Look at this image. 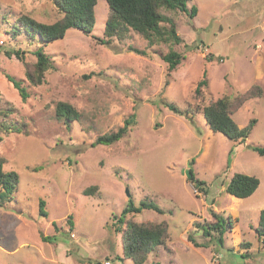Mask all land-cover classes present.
I'll list each match as a JSON object with an SVG mask.
<instances>
[{
	"label": "rangeland",
	"instance_id": "1",
	"mask_svg": "<svg viewBox=\"0 0 264 264\" xmlns=\"http://www.w3.org/2000/svg\"><path fill=\"white\" fill-rule=\"evenodd\" d=\"M192 6L193 18L161 10L174 21L180 44L148 47L131 30L107 39L109 9L97 0L89 34L69 29L43 46L52 67L33 86L25 73L33 70V52L41 44L37 36L13 34V24L21 16L52 24L62 15L52 0H0V158L19 177L12 201L0 208V264H133L123 256L115 219L129 199L136 206L152 202L163 213L144 209L126 220L167 223L165 244L143 264H264L255 232L264 209V157L250 149L264 147V0H191L187 7ZM170 49L184 59L167 77L160 55ZM15 52H23L21 60ZM204 71L207 86L195 97ZM7 76L20 83L27 99ZM254 86L261 96L231 117L240 128L251 119L255 126L229 157L232 142L208 127L202 108ZM58 102L75 108L79 119L68 126L59 121ZM165 103L186 115L172 113ZM132 113L136 124L120 141L91 147ZM191 160L206 193L187 181ZM235 173L259 180L251 196L237 199L223 191ZM91 186L97 191L84 195ZM210 211L231 226L222 245L195 247L187 237L209 241L195 224L213 222ZM42 236L54 240L43 242Z\"/></svg>",
	"mask_w": 264,
	"mask_h": 264
},
{
	"label": "trees",
	"instance_id": "2",
	"mask_svg": "<svg viewBox=\"0 0 264 264\" xmlns=\"http://www.w3.org/2000/svg\"><path fill=\"white\" fill-rule=\"evenodd\" d=\"M109 9V16L105 22L104 36L107 39L115 36H120L125 30H131L141 35L147 42L148 47L157 45H166L170 43L180 44L181 38L177 34L174 21L163 15L161 10L179 11L185 13L189 18L196 15V8H188V2L191 0H104ZM53 5L62 15V17L52 24H43L34 21L26 16H21L13 24L12 33L25 34L31 37L37 36L41 46L33 53L36 62L33 65V70L26 71L25 76L30 85L37 86L44 81V76L51 69L50 57L45 54L43 46L51 43L54 40L62 39L69 29H76L84 34H89L95 24L94 6L97 0H52ZM7 56H11L10 52H5ZM22 53L15 52L14 55L18 59H22ZM162 61L166 64L169 77L176 67L184 59V55L174 50L160 55ZM8 80L13 87L17 89L22 100L27 99L28 95L20 86L19 82L14 81L9 76ZM167 81L165 82V85ZM207 86L206 72H203L201 80L198 81L194 89L195 97H200L203 88ZM262 90L260 87L254 86L250 90L242 93L233 99L222 97L216 101L209 103L202 108L203 118L208 127L215 133H221L225 138L232 142L229 149V157L235 153L237 146H240L249 136L251 130L255 126L256 120H249L248 124L240 128L233 121L231 115L247 100L261 96ZM165 106L172 113L184 116L185 111L173 104L165 103ZM55 117L62 121L67 126L69 123L78 120L80 114L70 104L66 102H58L55 106ZM136 124V115L132 113L125 119L123 125L117 131L98 136L91 147L94 146H110L120 141L130 129ZM10 133V129L6 130ZM250 149L258 156L264 157V147L251 146ZM226 161V171L229 169V161ZM194 160L188 163L187 181L190 182L194 189L198 192L206 193V185L204 181H200L195 177L193 171ZM5 161L0 158V208L12 201L13 193L18 186L19 177L13 171L4 169ZM35 171L38 168L34 169ZM221 185L224 184V178L220 176ZM259 186V180L256 177L235 173L231 176L229 182L223 191L237 199H244L251 196ZM94 191H97L96 186H91L83 191V194L90 196ZM40 213L45 216L42 210L44 202L40 201ZM144 209L154 210L158 213H163L162 210L152 202L141 201L136 206L132 200H128L126 206L122 209L119 216L116 217L117 227L121 233L122 253L126 259H130L133 264H143L150 252L156 247L163 246L168 238V228L165 221L159 223H137L131 220H126L127 215L140 213ZM213 222L206 224H195L197 229L202 231V236L209 241L198 244L194 241L191 234L188 235V240L195 247L207 246L209 242H215V245H222L223 235L231 226V222L214 211H210ZM70 221V216L67 218ZM124 224V227L122 225ZM257 237L261 240L264 246V209L259 212L258 224L255 228ZM54 236H42L43 242L54 240ZM213 240V241H212ZM250 244H244V249L249 248ZM243 256V255H242Z\"/></svg>",
	"mask_w": 264,
	"mask_h": 264
},
{
	"label": "water",
	"instance_id": "3",
	"mask_svg": "<svg viewBox=\"0 0 264 264\" xmlns=\"http://www.w3.org/2000/svg\"><path fill=\"white\" fill-rule=\"evenodd\" d=\"M126 194H127V197L129 196V193H128V191L126 190Z\"/></svg>",
	"mask_w": 264,
	"mask_h": 264
}]
</instances>
